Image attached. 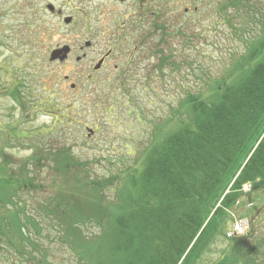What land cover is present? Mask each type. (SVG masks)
Segmentation results:
<instances>
[{
    "label": "rangeland",
    "instance_id": "374dc122",
    "mask_svg": "<svg viewBox=\"0 0 264 264\" xmlns=\"http://www.w3.org/2000/svg\"><path fill=\"white\" fill-rule=\"evenodd\" d=\"M48 1L55 9L68 4L62 13L74 14L75 23L52 16L44 9ZM114 1L0 0V165L6 168L0 179L25 177L26 184L13 183L14 202L0 201L5 216L0 220L9 224L10 217L19 214L35 241L21 256L0 239V264H32L31 255H45L49 264H79L67 241H60L61 219L44 212L43 204L90 181L102 184L105 200H114L115 177L141 161L148 144L183 120V114L172 110L186 94L205 96L210 92L207 84L227 74L232 56L243 52L246 39L257 31L255 8L264 10V0H250L253 8L246 3L238 9L229 0H148L144 25L132 36L131 31H120L125 44L116 48L103 37L113 23L99 11ZM141 30L150 34L146 40L138 39ZM139 42L141 47L134 50ZM64 46L69 47L66 57L51 60L50 53ZM110 47L101 73L114 74L116 62L125 69V82L82 80V72L87 74ZM158 48L169 57L162 70L157 68ZM84 52L88 56L79 61ZM259 197L248 212V202L227 211L228 230L238 218L248 219L250 229L242 235L247 249L264 235V193ZM64 199L73 201L70 196ZM78 226L92 238L101 231L93 220ZM228 244L224 234L213 238L196 264L214 263Z\"/></svg>",
    "mask_w": 264,
    "mask_h": 264
},
{
    "label": "trees",
    "instance_id": "16d2710c",
    "mask_svg": "<svg viewBox=\"0 0 264 264\" xmlns=\"http://www.w3.org/2000/svg\"><path fill=\"white\" fill-rule=\"evenodd\" d=\"M229 3L237 9L246 3L254 7L250 0ZM255 9L258 27L246 39L245 50L232 56L224 77L207 84V95L188 93L179 101L172 112L183 114V120L148 144L141 161L115 177L114 200H105L102 184L90 181L43 204L44 212L61 219L64 236L70 239L61 236L60 241H67L79 264H196L213 238L226 236L229 209L248 202V212L261 200L264 10ZM156 54L157 68L162 70L169 57L159 48ZM7 86L17 99L13 85ZM35 153L33 157H40ZM5 171L1 164L0 174ZM24 182L25 177L0 179V201L14 202L13 183L25 186ZM245 183L250 184L248 193L242 190ZM68 196L73 201L64 199ZM85 220L100 227L99 235L83 234L78 222ZM3 223L0 220V239H6L18 255L25 256L27 246L35 247L19 214ZM226 238L229 244L212 264H259L264 259L263 234L256 246L261 253L256 247L247 249L242 236ZM29 260L49 264L45 255H31Z\"/></svg>",
    "mask_w": 264,
    "mask_h": 264
},
{
    "label": "flooded vegetation",
    "instance_id": "af4514ba",
    "mask_svg": "<svg viewBox=\"0 0 264 264\" xmlns=\"http://www.w3.org/2000/svg\"><path fill=\"white\" fill-rule=\"evenodd\" d=\"M130 0H115L114 2H110L105 7H103L100 11V14L102 17H106L107 20H110L111 23H113L112 26H108L104 34V40L111 41V44L113 47L121 48L125 44L124 41V35L120 33V31L123 33H128L131 36L135 33L136 29L141 28L144 25L145 18L147 17V14L149 12L146 11V6L148 5V0H132L130 3H128ZM128 3L125 7H119L117 3ZM68 6V4L64 5L63 8H57L55 9L52 2L48 1L44 3V9L48 10V12L52 16H57L58 18H62V21L67 24L64 20L66 18H70L68 23L74 24L75 23V15H64V12L62 13V10ZM76 10L74 8L73 13H75ZM136 25V26H135ZM142 32L139 34L138 39H147L150 34L148 32L141 30ZM131 38V37H130ZM87 46L91 44L90 41L86 40ZM142 42H139L138 44H135L133 49L136 50L138 47H141ZM113 47H110L106 53H104V56H101L97 59L96 63L92 64V68H90L87 72V74L80 75V78L82 80H85V82L88 83H97V82H106V83H113V82H125L126 74L125 69L120 68L119 65L115 62L113 64L114 68V74H104L101 73L104 71V65H106L107 59L111 56ZM80 49H83V46L79 47ZM88 54L84 52L82 54V57H80L79 61L85 60ZM127 57V55H126ZM127 59V58H126ZM98 64V65H97ZM128 63H126L127 65Z\"/></svg>",
    "mask_w": 264,
    "mask_h": 264
},
{
    "label": "built area",
    "instance_id": "2783aa9c",
    "mask_svg": "<svg viewBox=\"0 0 264 264\" xmlns=\"http://www.w3.org/2000/svg\"><path fill=\"white\" fill-rule=\"evenodd\" d=\"M249 228L248 221L245 218H238L235 220L228 231V236H236L240 234H244ZM238 229H243L242 232L238 231Z\"/></svg>",
    "mask_w": 264,
    "mask_h": 264
},
{
    "label": "water",
    "instance_id": "95a60500",
    "mask_svg": "<svg viewBox=\"0 0 264 264\" xmlns=\"http://www.w3.org/2000/svg\"><path fill=\"white\" fill-rule=\"evenodd\" d=\"M70 20V18H66L64 21L68 22ZM69 51V47L68 46H64L62 48H57L54 49L51 53H50V59L54 60V59H64L66 57L67 52ZM70 87H74V84H71Z\"/></svg>",
    "mask_w": 264,
    "mask_h": 264
},
{
    "label": "clouds",
    "instance_id": "9594fccd",
    "mask_svg": "<svg viewBox=\"0 0 264 264\" xmlns=\"http://www.w3.org/2000/svg\"><path fill=\"white\" fill-rule=\"evenodd\" d=\"M238 231L242 232V231H243V229H238Z\"/></svg>",
    "mask_w": 264,
    "mask_h": 264
}]
</instances>
